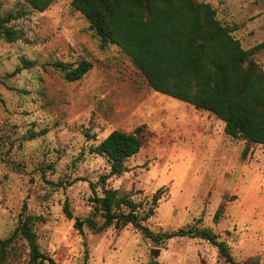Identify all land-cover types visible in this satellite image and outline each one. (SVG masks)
<instances>
[{
	"label": "rangeland",
	"instance_id": "rangeland-1",
	"mask_svg": "<svg viewBox=\"0 0 264 264\" xmlns=\"http://www.w3.org/2000/svg\"><path fill=\"white\" fill-rule=\"evenodd\" d=\"M198 1L211 3L245 48L264 41V0ZM71 2L38 11L25 0H0L2 13L24 12L10 23L23 38L0 37V238L21 215L36 214V242L57 264H264V145L233 138L214 113L155 91L119 46H100ZM254 58L264 69V50ZM82 59L93 67L76 81L50 64ZM140 125L143 147L106 186L137 201L159 194L149 228H209L232 261L200 236L155 242L131 224L74 227L94 214L102 221L90 182L102 194L99 179L110 164L92 147L113 130ZM4 264H31L27 240L13 241Z\"/></svg>",
	"mask_w": 264,
	"mask_h": 264
},
{
	"label": "trees",
	"instance_id": "trees-1",
	"mask_svg": "<svg viewBox=\"0 0 264 264\" xmlns=\"http://www.w3.org/2000/svg\"><path fill=\"white\" fill-rule=\"evenodd\" d=\"M25 1L38 11H45L56 0ZM71 4L90 21L101 38L100 46H119L155 91L214 113L225 122V133L233 138L264 145V69L254 58L264 50V41L245 48L233 34L234 28L221 22L216 8L209 2L72 0ZM22 15L23 11L4 14L0 10V37L10 42L22 39V32L10 25ZM50 64L64 71L70 81L83 78L93 67L88 59L76 65L61 60ZM145 136L144 125L133 131L116 129L92 147L93 152L105 156L110 164V171L99 179L102 194L97 193L96 183L90 182L94 211L101 214L102 221L94 214L77 218L74 227L83 232L84 224L96 231L131 224L155 242L176 236H200L216 244L222 255L232 261L227 244L219 241L209 228L188 225L162 233L149 228L146 221L155 213L159 194L150 201H137L130 193L106 186L111 177L128 170L126 161L141 150ZM220 211L221 207L215 220ZM64 212L74 218L68 204ZM40 218L36 214H23L13 232L0 238V264H4L6 249L17 237L27 240L31 264H57L36 242L34 227Z\"/></svg>",
	"mask_w": 264,
	"mask_h": 264
},
{
	"label": "water",
	"instance_id": "water-1",
	"mask_svg": "<svg viewBox=\"0 0 264 264\" xmlns=\"http://www.w3.org/2000/svg\"><path fill=\"white\" fill-rule=\"evenodd\" d=\"M153 254L155 255V256H157L158 255V253H159V251L157 250V249H153Z\"/></svg>",
	"mask_w": 264,
	"mask_h": 264
},
{
	"label": "crops",
	"instance_id": "crops-1",
	"mask_svg": "<svg viewBox=\"0 0 264 264\" xmlns=\"http://www.w3.org/2000/svg\"><path fill=\"white\" fill-rule=\"evenodd\" d=\"M188 103V102H187ZM190 104V103H189Z\"/></svg>",
	"mask_w": 264,
	"mask_h": 264
}]
</instances>
